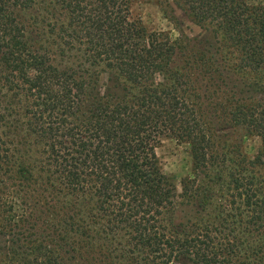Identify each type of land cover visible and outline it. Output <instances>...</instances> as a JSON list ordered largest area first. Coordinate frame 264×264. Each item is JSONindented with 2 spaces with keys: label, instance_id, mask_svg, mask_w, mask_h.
Wrapping results in <instances>:
<instances>
[{
  "label": "trees",
  "instance_id": "1",
  "mask_svg": "<svg viewBox=\"0 0 264 264\" xmlns=\"http://www.w3.org/2000/svg\"><path fill=\"white\" fill-rule=\"evenodd\" d=\"M130 1L50 0L65 21L29 35L19 13L38 0H0V264H264V0H172L201 30L174 41ZM48 44L109 87L59 70ZM236 130L259 138L253 159L217 153ZM166 138L207 184L177 193Z\"/></svg>",
  "mask_w": 264,
  "mask_h": 264
},
{
  "label": "rangeland",
  "instance_id": "2",
  "mask_svg": "<svg viewBox=\"0 0 264 264\" xmlns=\"http://www.w3.org/2000/svg\"><path fill=\"white\" fill-rule=\"evenodd\" d=\"M244 1L249 5H258L262 3L263 0ZM52 15L54 16V19ZM19 16L22 17L21 20L26 22L25 24L28 25L26 28L29 35L33 34L31 33L33 30V27H31L32 21H39V24L41 22L46 23L48 21L50 23H54L55 20H59L61 22L65 21L58 9L54 7L53 4H50V0H38L32 9L20 12ZM130 19L132 21L141 22L148 32L162 33L172 41L180 39L182 36H186L188 38H199L201 35L200 28L195 26L188 16L181 9L177 8L172 0H131ZM48 45L53 51L51 55L53 64L59 70L73 69L80 73L85 72L86 70L87 75H84L85 77L90 76L93 72L96 75L93 78L97 83L95 88L98 92L103 93L105 87H109L108 81L110 75L104 67L98 65H87L84 66V69L83 59H80L78 52L74 50H65L64 53L61 54L59 51H56L55 46H50V44ZM80 65L82 68L77 69V66ZM0 91L2 94H6V90L0 89ZM7 101V99H1L0 103L3 104V102ZM217 135L219 137L215 140L218 141V145H223L224 148V151H222V148L220 149V147H217V153L223 156L221 157L223 160L231 156L235 157L236 152H240L249 159H253L261 148L259 138L253 135H248L244 131H221ZM225 152L227 155H225ZM156 155L162 173L173 182L178 194H181L180 184L185 179H191L192 182L194 181L195 184L197 183L196 186L201 184H199V182L207 184V181L203 178L202 174H200L199 178H197L193 173L192 160L189 153V147L187 145L181 144L174 139H162L156 149ZM221 158L219 159L222 160ZM228 165L229 164L225 162L218 167L214 166L213 169H210V172L212 171L211 175L220 171L221 167ZM254 173H256V176L260 180H264L263 167H256L253 170V174ZM221 174H223V177L225 178L227 171ZM205 184H203V186ZM260 189L264 194V185ZM182 201V199L178 200V202ZM190 214V208L181 206L179 211L176 213V220L179 219V221L176 222L179 223L180 218L183 215L189 216Z\"/></svg>",
  "mask_w": 264,
  "mask_h": 264
}]
</instances>
